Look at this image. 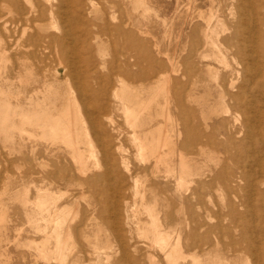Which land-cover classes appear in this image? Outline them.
Listing matches in <instances>:
<instances>
[{
	"label": "rangeland",
	"instance_id": "rangeland-1",
	"mask_svg": "<svg viewBox=\"0 0 264 264\" xmlns=\"http://www.w3.org/2000/svg\"><path fill=\"white\" fill-rule=\"evenodd\" d=\"M50 1L54 3L57 2V0ZM92 1L95 2V9L98 12L96 10L92 11V13H90L91 19L90 17H86L87 15L79 19L77 32H79L81 36L84 35L85 32L92 35L93 42L91 45L93 53L97 60H103L101 66H104V69L101 67V71L103 73L108 71L109 63L114 59L116 54L119 62L123 61L125 54L128 52L140 54L142 56V68L146 70L151 69L153 65L152 60L147 57L149 54L162 60L170 74L178 77L179 81L177 84L182 87V90L186 93L187 91H191L192 94L194 93V100L191 101V103L189 102L191 105L188 103L192 109L191 117L193 115L195 116L192 117V123L195 127L194 131L196 133L201 131L208 135L211 134L214 139L209 140L210 145L207 144V146L203 147L202 150L205 152L200 149L202 148V144L199 145L200 140L197 142H189V149L192 152L189 159L191 160L190 163L193 162V165L191 166L192 171L190 175H187L185 184L184 182H179V175L182 169L179 158L177 157L175 160L178 168L175 166V169L178 175L175 174L166 179L164 178V172V174L155 171L151 173L150 170H144L147 165H144L145 161L140 164L142 160L139 161L138 159L141 156H135L134 144H132L133 141L131 137L129 138V136H131L129 132L132 127L130 126L129 128L130 124L125 113L119 110L115 118L117 119V126L120 127L124 134L126 133L124 136L125 140H123V148H125L124 151H126L124 154L127 158L126 160L130 170H123L120 174L126 178L124 185L121 186L118 185L117 175L109 174L106 178L105 176H101V180L98 181L99 186L97 185L95 188L102 189L101 191L98 190L100 191L98 195L92 192L89 185L71 186V192L76 193L78 198L77 203L71 205L72 211L69 215V220H67L65 224V229L67 230L69 226L70 231L66 232L67 235H69V242L76 244L75 254H73L75 256H73V258L78 257V264H149L148 255L152 253L154 258H156V264H172V262L170 261V263L169 259L165 257V253L160 249V244L157 239L155 240L154 236L156 233L154 234L155 229L152 228V218L147 212L149 210L147 208H150L153 210L156 218H160L159 221L157 219V222H159V226H163L161 228L162 230L164 229L167 231L168 228H175L172 231L168 230L170 235H173L172 240L175 241L177 236H180V244L187 254H196L198 252L197 254L209 264H222L221 262H229L230 264H264V85H262L264 84V77H262L264 74V0H245L247 6L245 10H243V14L240 13L241 10H239V8H234V6H236L235 3L239 2L238 0H234V4L232 2L233 0H215L214 2L215 9L221 13L222 19L230 26V28H228L225 27L226 24L223 27L221 25L222 28L218 29V31L221 29L218 33L220 37L222 35L226 37L227 33V37L234 36L235 28L233 29V24L236 22L235 19L238 20L239 17L244 20L242 28L244 31L243 40L237 42L236 45H239L237 46L238 48L235 47V45L230 46L224 42L225 46H228V48L235 50L240 49L242 51L239 50L240 52H237L236 57L238 56V58H234V60L231 57L232 55H229V63L234 64L232 62L233 60L239 63V65L241 64V67L243 65L244 68L246 67L245 69L242 67L243 70H241L238 65V69L241 71L236 85H239L241 82V84H248L247 86L244 84L245 86L240 85L238 87V100L237 98L230 100V97H227L229 95H225V97L219 95L220 90L215 81H212V83L209 80L204 65L211 62L214 66L221 68L220 64L212 60V58L199 59L197 55L198 49L194 46V44H197L198 47L201 45L200 43H202L201 38L203 35L202 28L204 26V20H202L203 18H201L199 14L201 12L205 14L208 13L210 0H193L192 3L191 1L189 2V0H149L150 2L148 0H143L146 1V3L148 2L147 4L144 3L149 8L138 6L139 8L137 7V9L133 2L129 0H112L114 4L116 3L115 5L110 3L113 8L106 3L107 0ZM88 2L89 0H87V3ZM125 2H127V6ZM121 3L123 4L121 5ZM131 3L133 7H131ZM251 3L255 5V8L251 7ZM262 4L263 6L261 7L260 5ZM257 6L259 7L257 8ZM130 8L133 9L130 10ZM145 10L148 11L146 12ZM11 16L9 17L8 21L10 22L7 23V27L9 30L10 28L12 29L10 31L15 36L9 31H7L9 33H5L7 34L5 36L6 38L11 37V40L9 38L7 39V42H10L9 44L11 45H9L7 51L8 57L10 55L14 56V54H10V52H14V43L11 42L13 40H17L18 42L24 40V37L20 36L22 34L20 31L21 26H13L14 13L11 14ZM113 17L115 19H113ZM119 18L120 20L123 19L119 22ZM105 19L108 21H105ZM164 20L165 23H163ZM122 21L124 23L126 22L127 25L128 23L132 25H128V28L125 24V28L127 27L126 29L132 27V30L136 31V33L141 32L142 34L137 33V35L143 39L144 43L138 46L134 42H131L126 35H118L115 33L113 26ZM134 23L137 24L135 25ZM231 28L233 30H231ZM107 29H109V31H107ZM138 29L141 31H137ZM16 31L20 34L19 36L16 35ZM12 37L20 38L16 39ZM235 37L236 36L232 38ZM209 48L211 49V47L207 46L208 50ZM243 51L245 53L242 55L241 53H243ZM248 55L252 57L247 58ZM12 58L14 60H12ZM9 59L10 60L7 62V67L9 68L2 69V75L8 74L11 71L10 67L15 66L14 63L17 65L18 61L15 60V56H10ZM55 59L56 58H54L53 61H51L52 59L45 60V64L49 60L47 63L48 67L47 65L44 66V63H41L42 68L44 67L43 72L46 76L45 79L52 80L53 66L57 64V59ZM169 59L175 62L174 67L178 68L179 73L172 71V65ZM262 62L263 65L261 64ZM177 63H180V65ZM50 69L52 70L50 71ZM12 72L13 70L8 75L15 74V72ZM243 73L247 74L246 76H248V78L251 75L257 76L248 79ZM248 73L251 75L249 76ZM172 82L173 81L169 82V86L173 84ZM258 82L261 84H258ZM41 84L42 83H39L40 86ZM13 85L14 91L17 89H24L27 93V88H30L29 85L27 87L26 82L21 86L16 80ZM130 85L134 88L141 87L140 82H132ZM208 88H210L209 91ZM234 88L232 92L236 93L235 91L238 89L236 87ZM206 90L208 92H206ZM207 95H210L212 98ZM245 96L249 97L246 98ZM222 99L226 101L225 104L221 103L223 102ZM214 100L215 102H213ZM229 100L232 101V103ZM249 100H252V103ZM213 105L216 106L213 107ZM220 106L222 108H224V106L228 107L227 109L230 110V112L219 113L220 110H218V108H220ZM234 106H236V108H234ZM209 110L214 113H210ZM236 114H240L238 120H235V118H237ZM202 115L206 118V122L205 119L201 120ZM223 115L228 119H224L225 116ZM243 116H248V120L245 121ZM222 120H225L227 123V125H224L226 129L222 127ZM233 121L236 122L233 123ZM202 122L206 123L205 127L207 126V128L204 127V123ZM178 127L181 126L178 125ZM239 127H241L242 130ZM236 129H238L237 133L235 132ZM227 130L232 132L231 135L228 136ZM225 132L227 134L226 136L224 135ZM180 137L181 134L177 136V138L180 139L179 141L182 139ZM203 139V141L208 140L206 138ZM30 143L29 138L26 135L21 137L16 129H14V137L12 139L7 138L5 133L0 132V193H4V198L8 201V207L5 205L3 210H5V213L8 212L7 215L11 218L9 227L3 229L5 243L1 247L2 249L0 248V264H45L42 253L36 251L33 244H30L32 239H37L39 241L42 235L35 231L26 213L29 212L33 214L34 209H36L33 202L37 195V186L41 185L42 181L47 182V180H43L46 167L43 166L44 162L41 160L32 159L29 154ZM39 149L41 148L39 147ZM177 150L179 152L180 149ZM142 165L144 168L141 167ZM102 169L103 167L99 169L95 168L94 171H96V173L97 171L98 173L100 171V173H104L106 170ZM141 169L144 171H141ZM163 169V166H161V170ZM135 174L138 175L140 182L142 181L143 183L139 185L138 192H136L135 181L132 178V175L134 176ZM237 175H241L240 178H237ZM175 176L177 177L175 178ZM5 182L7 186L4 185ZM178 182L182 185L180 186ZM187 182H190V184ZM184 186L186 188H184ZM95 189L94 191H96ZM141 192L145 194L143 201L140 196ZM7 196H13V198L9 200ZM183 196H188L186 197L187 200H183ZM97 198H101L102 202L99 203L96 200ZM25 200L27 201L26 205L24 202ZM75 212H77V216ZM135 213L136 216L138 215L137 217L134 216ZM156 213L158 215H156ZM73 215L76 217L74 218ZM143 224L145 228L141 226ZM147 224H149V226ZM146 227L148 228L146 229ZM151 229L154 231L152 232ZM171 232H174L176 236ZM144 233L146 235H148V233L151 235L149 238H146ZM95 234L100 237L95 236ZM93 238H95V240ZM97 238L101 241H97ZM91 240L93 241L90 242ZM107 242L111 245V248L108 249V254H110L109 258L107 254L101 252V250L95 252L96 254H94V252L91 253L94 244L99 245L100 243L104 245L107 244ZM67 251H69V249H67ZM3 257L8 260L6 261ZM69 259H71V257ZM190 260L191 259L188 257V259L185 260L186 263L181 261V264H190ZM52 264H56V262L52 261ZM61 264L70 263L65 262Z\"/></svg>",
	"mask_w": 264,
	"mask_h": 264
},
{
	"label": "bare ground",
	"instance_id": "bare-ground-1",
	"mask_svg": "<svg viewBox=\"0 0 264 264\" xmlns=\"http://www.w3.org/2000/svg\"><path fill=\"white\" fill-rule=\"evenodd\" d=\"M129 1L133 2L136 9L138 6L149 8L145 5L146 1ZM190 1L191 3L193 2V0H189V2ZM238 1L239 2L235 3L233 0V4H236V6H233L234 8H239V10H241V12H239L242 13L243 10H245L247 4L245 3V0ZM113 2L114 1L112 0L106 1L110 7H112L111 4ZM214 2L215 0H210L208 13L205 14L204 12H201L199 14L201 18H203L202 20H204V26L202 28L203 35L201 38L202 43H200L201 45L198 47L197 44H194V46H196V49H198L197 55L199 59L203 60V58H212V60L217 61L220 64L221 68L214 66L211 62L204 65L205 72L209 76V80L211 82L215 81L217 84L220 90L219 95L221 97L229 95L227 97H230V100L236 98L238 100V87L240 85H244L245 83L241 84V82L239 85H236V83L238 81L240 71L243 70L242 67L244 65L242 64L243 66L241 67V64L239 65V63L233 61L234 58H238L236 55L240 49L235 50L228 48V46H225V44H229L230 46L235 45V47L239 46L236 44L237 42L243 40L244 31L242 28L244 20L238 17V20L235 19L236 22L234 20L235 23L232 21L234 23L233 29L235 28V38H232L234 36L227 37L228 33L226 37L224 35L220 37L218 33L221 29L219 31L218 29L225 26L226 23L225 20L222 19L221 13L215 9ZM94 3L95 2L92 0H89L88 3L87 0H57L55 3L50 0H0V132L5 133L9 139L14 137V129L18 131L21 137L26 135L31 142L29 145L30 152H28L32 159L41 160L44 162L43 166L46 167L43 180L45 179L47 182L42 181L41 185L37 186V195L35 201L33 202L36 206V209H34L33 214H30L29 212L26 213V215L28 214L27 216H29L35 231L41 233L42 235V238L39 241L37 239H32V242H29L30 244H33V247L36 249V251H40L42 253L45 264H52V261H55L56 264L65 262L70 264L79 263V261H77L78 257L73 258V256H75L73 254H75L76 244L69 242V235L66 233L70 231V228L68 226V229H65V224L67 220H69V215L72 211L71 205L73 203H77L78 198L76 193L71 192V186L89 185L92 189V192L98 195V193L102 190H100V188L95 189L98 185V181L101 180V176H105L106 178V176L109 174L117 175L118 185H124L126 178L120 174L123 170H130V167L124 154L126 152L124 151L125 148H123V140H125L124 136L126 133L124 134L120 127L117 126V119L115 118L119 110H122L125 113V116L130 124H128L129 128L130 126L132 127L131 131L129 132V135H131L129 138L131 137L133 141L132 144H134L133 146L135 148V156H141L138 159L139 161L142 160L140 164L145 161L144 165H147H145L146 168H144L143 165L141 167H143L144 170H150L151 173L152 171L157 173L164 172V178L166 179L177 174L175 169V166H177L175 159L177 157L179 158V163L182 169L179 175V182H184L185 184L187 181V175H190L192 171L191 166L193 165V162L190 163L191 160L189 159L192 153L189 149V142H197L200 140L199 145L202 144V148H200L202 150L203 147L207 146V144L210 145V139H214L211 134L208 135L207 133L205 134V132L201 131L196 133L194 131L195 127L192 123V117L194 115L191 117L192 109L189 106L191 101L194 100V93L192 94L191 91H187L186 93L184 90H182V87L177 84L179 81L178 77L172 76L170 74L162 60H159L155 56L149 54L147 57L152 60L153 65L151 69L146 70L142 68V56L140 54L128 52L125 54L122 62H119L118 56L116 54L114 59H112L109 63L108 71L106 70V73L101 71L100 68L102 67L101 65L103 60H97L95 54L93 53L91 45L93 42L92 35L85 32L84 35L81 36V34L77 32L79 19H81L84 15H87L86 17H90V13L96 10ZM125 3L127 6V2ZM122 4L123 3H121V5ZM133 4L131 7H133ZM254 6L255 5L251 3V7L253 8ZM260 6L262 7L263 4ZM258 7L259 6H257V8ZM132 9L133 8H130V10ZM13 13V22L15 25L13 23L12 24L13 26L17 27L21 26L20 31L22 32L20 35L16 31V35L24 37V40L18 42L16 39H19L20 37H12L16 38V41L12 39L13 41L11 43H14V52H10V54H14L16 58L15 60L18 62L17 65L14 63L15 66L10 67V69L11 71L13 70L15 74L8 75L11 72L9 70L10 72L8 74L2 75V69L9 68L7 67V62L10 60L9 57H14L13 55H10L9 57L7 56V51L10 45V42L8 43L7 39L9 38L11 40V37H5L7 35L5 33H9L11 32L10 30H12L10 28L11 23L9 24L10 30L7 27V23L10 22L8 20ZM113 19L115 18L113 17ZM121 20L119 18V22ZM105 21L108 20L105 19ZM163 23H165V20ZM125 24L126 22L124 23L123 21L119 24H113L115 33L118 35H126L131 42H134L138 46L144 43L143 39L137 35V33L141 32L136 33V31L132 30V27L130 29H126L127 27L129 28L131 24L129 25L128 23L129 26L126 24V28ZM134 24L136 25L137 23ZM225 27L230 28V26L227 24ZM233 29L231 28V30ZM139 30L140 29L137 31ZM107 31H109V29H107ZM207 46L211 47V49L209 48L208 50ZM244 53L245 52L243 51L241 54L243 55ZM229 55H232L231 57L233 60H231L234 64L229 63ZM249 55L246 57L251 58L252 56L249 57ZM54 58L57 59H55L57 64L55 63L56 66H53V78L51 77L52 80L45 79L46 76L43 72L44 67L42 68L41 63H44V66L47 65L48 67L47 63L49 60L46 64L45 60L52 59L51 61H53ZM12 60L14 59L12 58ZM169 61L172 65V71L178 72V68L174 67L175 62H173L171 59H169ZM180 63L177 64L180 65ZM261 64L263 65V62ZM238 65L240 66L241 70L238 69ZM102 69H104V66ZM51 70L52 69H50V71ZM244 75L248 78V76H246L247 74ZM255 76L257 75H251L250 77L253 78ZM250 77L248 79H250ZM262 77H264V74ZM15 80L18 81L21 86L25 82L27 87L29 85L30 88H27V93L24 91V89H17L14 91L13 84ZM170 81H173L171 86H169ZM132 82H140L141 87H132L130 85ZM260 82H258V84ZM39 83H42L41 86ZM245 85L247 86L248 84ZM234 87L238 89L237 91L234 90L236 93L232 92ZM209 89L210 88H208V91ZM208 91L206 90V92ZM207 96L209 97L210 95ZM222 100L223 102L221 103L225 104L226 101H224V99ZM213 102H215V100ZM230 102L232 103V101ZM244 102L246 103L245 100ZM250 102L252 103V100ZM215 106L216 105H213V107ZM225 106L224 108L221 106L220 108H218L219 106L217 107L218 110H220L219 113L230 112V110L227 109L228 107ZM234 108H236V106H234ZM211 112L213 111H210V113ZM240 114H236L237 118L234 117L235 120H238V116H240ZM225 118L227 117L225 116L224 119ZM244 118L245 121L248 120V116ZM202 119H205L206 122V118L203 115L201 120ZM235 122L236 121H233V123ZM205 124L206 123H204V127ZM178 125L181 127H178ZM222 125V127L227 125L225 120H222ZM241 127L239 128L241 129ZM205 128H207V126ZM224 129H226V127H224ZM235 132L237 133L238 129H236ZM231 133L232 132L230 130H227L228 136L231 135ZM177 134H181V141H179L180 139L177 138ZM227 134L226 132L224 133L225 136ZM203 138L208 140L203 141ZM39 147L41 149H39ZM177 149H180L179 152ZM161 166H163V170H161ZM101 167H103L102 170H106L104 173H100L101 171L99 173L97 171L96 173V171H94L95 168L99 169ZM144 170L141 169V171ZM240 176L237 178H240ZM176 177L177 176H175V178ZM132 178L135 181L134 183L136 192H138V187L141 185L142 181L140 182L137 174L134 176L132 175ZM5 183L4 185L7 186V183ZM187 183L190 184V182ZM184 188L186 187L184 186ZM94 189L96 191H94ZM4 196V193H0V248L5 243L3 229L9 227V221L11 220L9 215H7L8 210L6 211L7 213H5V210H3V207L5 205L7 206L8 204V201L5 200L6 198H4ZM140 196L143 201L145 194L141 192ZM186 197L188 196H183V200H187ZM12 198L13 196L8 197L9 200ZM26 200L24 201L25 205L27 204ZM96 200L99 203L102 202L101 198H97ZM147 209H149L147 212L152 218H150L153 224V227L152 225L151 227L155 229V231L151 229L152 232L154 231V234L156 233L154 236L155 240L157 239L159 242L160 245H158L165 253V257L169 259V262L171 261L172 264H181V261H184L183 263H186L185 260H187L189 257L191 259L190 264H209L206 263L207 261H205V259L203 260L202 257L197 254L198 252L196 254L190 253L191 255L187 254V252L183 250V246L180 244V236H177L175 241L172 240L173 235H170L168 230L172 231L175 228H168L167 231L164 229L162 230L161 228L163 226H159V222H157V219L159 221L160 218H156L153 210L150 208ZM76 213L77 212H75V214ZM156 215L158 214L156 213ZM134 216L137 217L138 215L136 216L135 213ZM147 225L149 226V224ZM141 226H144V224ZM147 228L148 227H146V229ZM150 235L149 233L148 235L144 233L146 238H149ZM95 236H97V234H95ZM93 239L95 240V238ZM96 240L98 241L99 238ZM92 241L93 240L90 242ZM110 248L111 245L108 242L104 245H101L100 243L99 245L94 244L91 253L94 252V254H96L95 252L101 250V252H105L109 258L110 254H108V249ZM67 249H69V251H67ZM70 257L71 259H69ZM5 259L6 261L8 260L7 258ZM148 259L149 264H156V258H154L152 253H149ZM221 263L230 264L229 262Z\"/></svg>",
	"mask_w": 264,
	"mask_h": 264
}]
</instances>
